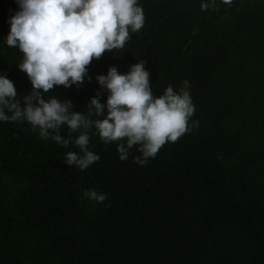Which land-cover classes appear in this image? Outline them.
<instances>
[{
  "label": "trees",
  "instance_id": "16d2710c",
  "mask_svg": "<svg viewBox=\"0 0 264 264\" xmlns=\"http://www.w3.org/2000/svg\"><path fill=\"white\" fill-rule=\"evenodd\" d=\"M138 2L145 23L123 48L94 58L79 87L44 95L86 112L97 74L144 60L154 95L189 92L198 126L144 165L138 146L121 161L117 142L90 129L100 159L80 170L64 161L79 151L71 142L0 121V264H264V0ZM18 10L0 0V72L22 98L32 87L23 53L3 41ZM87 189L107 198L88 200Z\"/></svg>",
  "mask_w": 264,
  "mask_h": 264
},
{
  "label": "clouds",
  "instance_id": "9594fccd",
  "mask_svg": "<svg viewBox=\"0 0 264 264\" xmlns=\"http://www.w3.org/2000/svg\"><path fill=\"white\" fill-rule=\"evenodd\" d=\"M19 10L10 17V31L3 40L18 48L23 58L18 67L31 81V91L18 98L12 79L0 72V121H27L43 140L79 151H68L64 161L85 170L100 159L90 148V129L104 143L117 142L121 161L138 146L140 165L154 158L166 142H176L198 126L192 119L195 104L188 91L168 85L154 95L145 61L131 64L127 72L109 66L97 74V94L87 103V111L74 110L71 99L45 97L54 86L79 87L89 80L88 65L106 51L120 49L145 23L138 0H17ZM231 4L232 0H222ZM215 6V0H202L201 9ZM107 90L106 102L101 101ZM78 132L74 139L63 137L61 128ZM84 196L103 202L107 194L87 189Z\"/></svg>",
  "mask_w": 264,
  "mask_h": 264
}]
</instances>
